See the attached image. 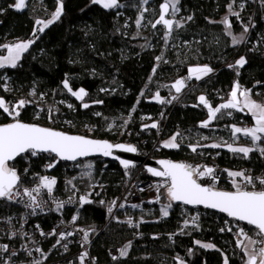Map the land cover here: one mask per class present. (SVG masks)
<instances>
[{
  "label": "trees",
  "instance_id": "trees-1",
  "mask_svg": "<svg viewBox=\"0 0 264 264\" xmlns=\"http://www.w3.org/2000/svg\"><path fill=\"white\" fill-rule=\"evenodd\" d=\"M15 2L0 0V44L34 39L35 21L50 19L57 7V0H28L25 9L16 10L12 6ZM162 2L149 0L145 5L142 0H119L123 7L106 10L92 4L91 0H63L60 20L43 33L37 32L39 38L23 54L15 69H0V77L7 78L10 89L6 92L0 87V97L13 103L20 99L33 101L29 93L35 89L39 97L44 94V99L22 110L20 118L24 122L46 124L69 133H77L86 124H95L97 138L133 144L141 154L153 152L154 158L193 166L213 159L223 169L243 170L252 176L264 174V156L258 151L244 158L242 154L224 149H197L193 153L188 147L207 140L233 141L231 125L253 124L246 112L229 109L222 110L209 128H201L200 123L208 119V115L207 109L199 104L198 97L204 95L212 106H219L228 99L234 83L238 81L242 88L251 90L253 99L264 103V4L235 0L233 10L240 12L237 19L228 13L227 5L232 0H180V11L175 20H181L183 26L174 27L165 42V29L161 25L156 29L151 27L159 16ZM241 3L245 5L243 10L239 8ZM141 12L143 20L149 23L143 32L135 23ZM226 15L232 24L231 36L221 23ZM189 16L191 20H187ZM244 25L249 27L246 34L243 33ZM242 34L245 40L233 45L232 37L239 38ZM0 51L6 53L2 48ZM157 56H162V60L158 62ZM240 57H244L247 63L237 75V70L229 68V65L235 64ZM203 64L210 66L213 73L200 81L187 80V86H194L179 105L167 109L151 99L157 91L161 98L175 94L170 85L178 78L187 77L189 67ZM154 67L155 74L152 72ZM65 78L73 90L84 88L88 92L84 102L89 103V108H83L82 102L63 88ZM4 82L0 79V85ZM68 104L73 108L67 107ZM49 109L53 110L54 122L49 121ZM229 111L231 116L227 115ZM37 113L39 119L35 118ZM158 120L164 127L163 140L177 132L181 134L178 137L180 148H153L158 137L157 128H144V125ZM9 122L10 118L0 110V124ZM109 125H113L110 130ZM205 136L207 140L202 139ZM238 140L249 141L243 135H239ZM53 160L52 155L31 157L24 154L15 161V168L18 173L27 169V174H33L44 163ZM88 161L92 162L93 170L90 175H85L88 170L84 165ZM67 165L59 161L54 170L60 174ZM81 165L84 176L77 180L81 186L80 195L85 196L91 185L95 186L88 197L92 203L81 205L78 200L81 205L79 223L97 235L91 248L96 262L109 263V248L131 242L128 254L114 264H178L177 258L185 264H224L225 256L229 264H243V253L236 245L237 228L234 225L239 224L248 230L250 226L233 221L224 214L199 209V227H188L181 234L182 210H191L173 204L169 216L162 217L160 206L168 203L165 191L160 204L147 205L142 210L129 208L120 214V219L128 215L139 221L138 217H142L140 238L135 237V231L127 222L112 220L106 225L109 199L123 189L130 169H122L118 164L100 158L81 161ZM142 178L152 177L144 170ZM217 187L232 190L226 172L222 173ZM12 209L13 206L0 200V214ZM227 227H232V232L220 231ZM171 233L173 237L168 235ZM152 234H159V238H152ZM196 241L211 243L215 247L205 249Z\"/></svg>",
  "mask_w": 264,
  "mask_h": 264
},
{
  "label": "snow or ice",
  "instance_id": "snow-or-ice-1",
  "mask_svg": "<svg viewBox=\"0 0 264 264\" xmlns=\"http://www.w3.org/2000/svg\"><path fill=\"white\" fill-rule=\"evenodd\" d=\"M94 5H99L103 9H116L123 7L119 3V0H91ZM143 4H148L149 0H142ZM180 0H163L159 5V17L154 23H151V27L156 29L158 25H161L165 29L164 39L167 42L168 38L171 36L174 27H182L180 21L175 20V16L180 11L178 5ZM235 0L227 5L228 13L231 16H235L237 19L240 18V12L233 10V4ZM16 10H23L26 7V0H16L15 4L12 5ZM245 7L244 3L239 5V8L243 10ZM63 0H57V7L55 11L51 14V18L48 20L37 19L35 24L36 28L33 30L34 39H29L27 41H19L16 43L3 44L0 48L6 50V55L0 54V69L12 68L15 69L22 59L23 54L27 53L30 47L36 42L37 32L43 33L45 29L49 28L50 25L60 20L63 14ZM147 11V8L144 9ZM171 16L172 18H168ZM144 19L143 12L136 20V25L139 28L141 26L142 20ZM192 17H187V20H191ZM225 26V30L228 35H232L231 29L232 24L229 21V16L226 15L221 21ZM255 26L254 24L252 25ZM249 27L247 25L243 26V33H248ZM245 40V36L242 34L239 38L233 36L232 43L237 45ZM162 56H157L156 60L159 62L162 60ZM167 63V61H165ZM247 63L244 57H240L235 61V64H230L229 68L237 70V75H239V69L243 68ZM158 67V65H157ZM153 74L156 72V67L152 69ZM213 72V69L207 65L195 66L188 68V76L175 80L174 83L170 85V89H174L177 95H173L171 100L178 99V94L187 86L186 81L195 78L197 81L203 79ZM4 79V84L0 85L4 91H10L7 78L0 77ZM151 80V77H149ZM259 83V82H257ZM63 88L67 90L71 96L75 97L76 100L82 102V107L87 109L90 107L89 103L84 102L85 97L88 96V92L84 88H79L78 90H73L69 80L65 78L62 81ZM101 91H107L106 89H101ZM30 96H36V91L33 89ZM143 95V92L141 93ZM40 99H44V94H40ZM156 102L164 104L166 102L171 103V100L165 101L161 98L160 93L157 91L152 98ZM200 105H203L207 109L208 119L200 123L201 128H209L212 121L218 119V114L222 113V110H235L241 113L250 115L253 120V126L251 127H237L236 125H231V134L233 137V143H211V144H190L188 147L193 153L197 152L198 148H221L226 147L227 150L233 154H242L244 158H248L249 154L258 151L261 156H264V103H260L252 99V93L250 89H244L241 87L240 83L237 81L234 83L232 90L229 93L228 99L219 104L217 107H213L204 95L198 97ZM34 103V101L27 99H20L16 102L6 101L3 97H0V110L7 117L10 118L11 122L0 124V199L7 201L24 203L23 197L28 198V202L25 203V207L32 209V215H36V209L44 211V205L46 201L38 199L41 195V190L45 189L50 198H52V193L54 186L57 184V180L54 177L40 176L39 183L34 188H23L20 191V180L21 177L17 170L10 166L11 161H15L17 157H22L24 154H29L31 157H37L41 153H48L54 156V160L46 165L47 169L54 168L59 161H78L80 158L88 157L90 155L99 154L104 157H112L119 160L120 164L125 168L129 169L135 167L134 163L121 159L118 156H114V151H120L125 153H136L137 147L132 144L126 143H116L113 144L108 140L91 139L81 135H71L64 131L56 130L50 127H44L36 123H26L21 117L22 110L28 105ZM63 103V101H61ZM94 103H103L102 101H95ZM139 103V99L137 100ZM194 107L198 105H193ZM67 107L73 108V105L68 104ZM43 111V109H40ZM135 111V107L133 108ZM100 115V113H96ZM227 115L231 116L232 112H227ZM53 110L49 109V121L52 120ZM39 119V113L35 116ZM70 123V122H69ZM127 123V121L125 122ZM112 125H109V130ZM144 128H158L156 122L150 125H144ZM243 135L249 138L251 141V146H234L235 142L239 139V135ZM180 133L177 132L173 134L168 140L162 143L163 148L168 149H178L180 148V143H178V137ZM202 139H208L207 137H202ZM203 154V153H200ZM157 164L160 165L159 169L155 167H146V171L150 173L153 177H158L161 182L155 185L157 192V197L155 201L160 200V190H165V195L168 200L166 205H163L160 209L162 217L169 216V210L172 208L174 202H179L183 205L192 206H203L205 209H214L220 213L226 214L227 217L231 218L233 221L243 222L247 226H251L250 230H254L255 236L253 238L248 234L245 227L239 224L234 225L237 228L235 233L237 240L236 245L243 253V264H264V177H253L246 171H232L229 169H224L223 171L227 173L230 178L231 189L224 190L218 188L216 185L219 182V176L216 173L214 167L207 165H197L193 166L184 162H173L172 160H158ZM86 168H92V164L84 165ZM25 174L27 169L24 170ZM85 175H90V173H85ZM209 180L210 182L205 184L201 181ZM68 184L75 188L72 181L69 180ZM257 184L260 188L257 189ZM143 191V189H141ZM88 195L81 196L79 202L81 205L92 203L88 198ZM19 198V199H18ZM72 198L70 197L67 203H71ZM103 203V201H101ZM115 206V201L113 205L108 208V212L113 211ZM64 207V202L56 203V210H60ZM120 208H124V204L119 205ZM132 208H137L138 205H131ZM77 217L73 216L72 223H75ZM199 213L191 217V221L184 220L183 227H188L191 223L195 227L198 225ZM141 219L139 223H143ZM127 223L129 226H133V221L130 218ZM139 223L134 225L139 227ZM227 224L228 221H225ZM37 228L39 226L37 225ZM83 232V243L89 242V232L84 229H79ZM221 232L228 231L232 232V227L221 228ZM41 235H46L43 231L40 232ZM181 234H183V228L181 229ZM16 233L13 232L12 236ZM26 235V234H24ZM48 235H56L55 230ZM74 235V232H62L59 234V238L56 243L60 244L62 240H66L68 236ZM196 244L205 249H212L215 246L211 243H201L196 241ZM55 247V245L53 246ZM67 249V244L63 245ZM131 247V242H129L124 248L119 250L121 257L128 254V249ZM0 249L4 252L8 251V245H0ZM28 255L31 256V250L25 248ZM37 252H41L42 256L46 257L41 249H35ZM191 254V250H189ZM12 256L17 255L16 252L11 253ZM88 258V252L84 251L79 256V264H85V260ZM113 260L117 257L113 256ZM178 259V264H184L183 260ZM7 264V261L5 262ZM33 264H41L40 260H35ZM224 264H229L228 257H224Z\"/></svg>",
  "mask_w": 264,
  "mask_h": 264
},
{
  "label": "built area",
  "instance_id": "built-area-1",
  "mask_svg": "<svg viewBox=\"0 0 264 264\" xmlns=\"http://www.w3.org/2000/svg\"><path fill=\"white\" fill-rule=\"evenodd\" d=\"M254 5L264 4V0H253ZM10 44L5 41L0 45ZM0 54H4L3 51H0ZM193 85H188L178 94V99L171 100L173 95L164 96L162 99L165 101L171 100V103H164L163 105L166 108H171L177 106L181 103L182 98L193 88ZM167 109L164 110L163 115L167 112ZM158 124V137L154 143L153 148L158 150L161 148L164 140L162 139L164 127H162L161 120L156 121ZM44 126H47L44 124ZM113 127V125H112ZM111 127V128H112ZM237 127H249L247 124H239ZM97 126L95 124H86L80 127L76 134H82L89 137L97 138L95 136ZM149 157L153 156V152L146 154ZM51 161L44 163L40 170L33 174H25V171L18 173L21 177L20 180V191H23V188H34L39 183L40 176L54 177L57 180V184L54 186L52 198L49 197L45 189L41 190V195L38 199L46 201L44 205V211L36 209V215H32V209L25 207V203L28 202L27 197H23L24 203L12 202L3 200L5 203L13 206L11 211H8L5 214H0V245H8V251L4 252L0 249V264H33L35 260H40L41 264H79V256L82 252H88V258L85 260V264H100L96 262L92 256L91 248L95 241L97 235H95L92 229H87L79 223L80 219V207L78 200L81 194V186L77 181L79 178L84 176V169L82 168L81 161L76 163H66L67 166L63 167L62 172L58 174L55 172L54 168L47 169L46 165ZM200 165H207L214 167L216 173L220 177L224 172L223 168L219 166L213 159L210 161H202ZM15 168V163L10 165ZM16 169V168H15ZM144 168L141 165H136L130 169V175L125 180L123 189L116 194L115 196L109 199V207L113 205L115 201V206L111 213L108 212V217L106 219V225L112 220H121L127 222L130 218L133 221V226H129L130 229L135 231V237L140 238L142 235L140 233V221L134 220L132 217L129 219L119 218L120 214L126 209L140 210L147 205H157L159 202H150L155 201L157 197V192L155 185L161 182L160 178H142V173ZM253 177H264V174H260ZM71 180L72 184L75 185V188L72 185L68 184V181ZM202 183H209L210 181L205 179L201 181ZM219 183V182H218ZM95 185H91L88 189V193H93ZM218 186V184L216 185ZM260 188V185L257 184V189ZM143 189V191H141ZM163 189L160 190V197L162 196ZM72 198L71 203H67L69 198ZM19 199V198H18ZM64 202V207L60 210H56V203ZM124 204V208H120L119 205ZM138 205L137 208H132L131 205ZM191 211L187 212L183 209L184 220L191 221V217L199 213L198 225H200V211L197 208H189ZM73 216H76L77 219L75 223H72ZM183 220V221H184ZM139 223V227H135ZM37 225L39 228H37ZM188 227H194L189 223ZM186 227V228H188ZM186 229L183 227V222L180 226V229ZM79 229H84L89 232V242L83 243V232ZM55 230L56 235H48ZM43 231L46 235H41L40 232ZM74 232V235L68 236L66 240H62L60 244H57L56 241L59 238V234L64 232ZM15 232L16 235L12 236V233ZM26 234V235H24ZM170 237H173L174 234H168ZM152 238H159V234H152ZM258 239V238H257ZM67 244V249L63 245ZM55 245V247H53ZM126 243L111 247L108 249V255L110 257L109 263L101 264H114L116 261L120 260L122 257L119 254V250L124 248ZM25 248L31 250L32 255L29 256L28 252L25 251ZM41 249V251L46 254L45 256L41 255V252L35 251V249ZM16 252L17 255L12 256L11 253ZM116 256L117 259L113 260L112 257Z\"/></svg>",
  "mask_w": 264,
  "mask_h": 264
},
{
  "label": "water",
  "instance_id": "water-1",
  "mask_svg": "<svg viewBox=\"0 0 264 264\" xmlns=\"http://www.w3.org/2000/svg\"><path fill=\"white\" fill-rule=\"evenodd\" d=\"M159 17V16H158ZM158 17L156 19H158ZM168 18H172V17H168ZM155 22V21H154ZM27 123V122H26ZM40 125V124H39ZM43 126V125H41ZM44 127H47V126H44ZM51 128V127H50ZM58 130V129H56ZM60 131H63V130H60ZM66 132V131H64ZM68 134H71V135H81V136H85V137H88V138H91V139H99V138H93V137H89V136H86V135H82V134H76V133H69V132H66ZM99 140H107V139H99ZM109 141V140H108ZM113 144H116V143H124V142H112V141H109ZM127 144V143H126ZM133 145V144H132ZM43 155H50L48 153H41ZM114 156H118L120 157L121 159H125V160H129L131 162L134 163V165H141L144 170L146 171V167L150 166V167H155V168H158L160 167L159 164L156 163V161L158 160H168V159H165V158H154V157H149L147 155H144V154H141L138 149H137V152L136 153H125V152H120V151H114ZM19 157L16 158V160L18 159ZM93 158H100V159H103V160H107V161H110V162H114L116 164H118L122 169H125L119 162V160L117 159H114L112 157H104V156H101L99 154H94V155H90L88 157H84V158H80L78 161H61L63 163H76V162H79V161H86V160H89V159H93ZM15 160V161H16ZM15 161H11L9 162L10 165H12L13 163H15ZM173 161V160H172ZM173 162H179V161H173ZM133 168V167H131ZM129 168V169H131ZM147 172V171H146ZM148 173V172H147ZM152 178H158V177H153L150 173H148ZM163 191H165L163 189ZM174 205H181V206H185V207H188V208H197V209H205L203 206H192V205H183L179 202H174L173 203ZM207 210H210V211H213L215 213H219V214H224V213H220L219 211L217 210H214V209H207ZM226 215V214H224ZM229 218V217H228ZM231 219V218H230ZM239 223H243V222H239ZM251 227V226H250Z\"/></svg>",
  "mask_w": 264,
  "mask_h": 264
},
{
  "label": "crops",
  "instance_id": "crops-1",
  "mask_svg": "<svg viewBox=\"0 0 264 264\" xmlns=\"http://www.w3.org/2000/svg\"><path fill=\"white\" fill-rule=\"evenodd\" d=\"M27 1L28 0H26V6H27ZM15 4V3H14ZM13 4V5H14ZM26 8V7H25ZM24 8V9H25ZM25 41H27V40H25ZM7 53H5L4 55H6ZM213 73V72H212ZM212 73H210L208 76H210ZM204 78H206V77H204ZM203 78V79H204ZM193 80V79H192ZM202 80V79H201ZM200 81V80H199ZM253 99V98H252ZM255 100V99H254ZM255 101H257V100H255ZM258 102V101H257ZM150 124H152V123H148V124H146V125H150ZM251 126H253V124L251 125ZM251 126H249V127H251ZM239 135V134H238ZM205 137H207V136H205ZM170 138V137H169ZM169 138H167V139H165L164 141H166V140H168ZM249 139V138H248ZM205 140V139H204ZM207 140V139H206ZM223 142H227V143H233V141H225L224 139H215V140H207V141H205V143H203V144H211V143H223ZM234 146H251V141H250V139H249V141L248 142H240L239 140H237L236 142H235V144H234ZM198 149H206V148H198ZM210 149H224V150H227V148L226 147H221V148H210ZM250 155V154H249ZM232 171H236V170H232ZM237 171H241V170H237ZM170 211V210H169ZM246 231H248V234L250 235V236H253V238H258V237H256L255 236V232H253V231H250V230H248V229H246ZM202 244L204 243V242H201ZM212 249H214V248H212ZM184 264H185V262H184Z\"/></svg>",
  "mask_w": 264,
  "mask_h": 264
},
{
  "label": "rangeland",
  "instance_id": "rangeland-1",
  "mask_svg": "<svg viewBox=\"0 0 264 264\" xmlns=\"http://www.w3.org/2000/svg\"><path fill=\"white\" fill-rule=\"evenodd\" d=\"M140 17V16H139ZM171 17V16H170ZM181 23H182V21L181 20H179ZM147 21H144V20H142V23H141V26L138 28L139 30H141L142 32L144 31V30H146V28L148 27V24L149 23H146ZM131 31H134L133 29L131 30ZM204 65H206V64H203V65H196V66H204ZM208 66V65H207ZM192 67H195V66H192ZM210 67V66H209ZM207 77V76H206ZM178 79H180V78H178ZM193 79H195V78H193ZM192 80V79H191ZM32 97V99H33V101L34 102H37V101H39L40 100V97L36 94V96H31ZM153 98V97H152ZM151 98V99H152ZM154 100V99H153ZM213 107H217V106H213ZM178 142V141H177ZM92 164V162H90V161H88L86 164ZM92 168H93V164H92ZM92 168H87V170H88V173H91V170H93ZM161 207L162 206H160V209H161ZM140 210H142V209H140ZM161 216H162V214H161ZM130 217H128V215H126V219H129ZM141 219H142V217H138V220L139 221H141ZM143 220V219H142Z\"/></svg>",
  "mask_w": 264,
  "mask_h": 264
}]
</instances>
